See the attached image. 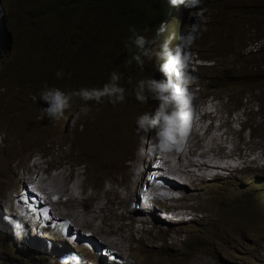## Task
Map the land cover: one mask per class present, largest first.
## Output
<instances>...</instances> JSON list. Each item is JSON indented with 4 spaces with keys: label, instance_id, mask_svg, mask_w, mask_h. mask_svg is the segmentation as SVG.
Segmentation results:
<instances>
[{
    "label": "rangeland",
    "instance_id": "obj_1",
    "mask_svg": "<svg viewBox=\"0 0 264 264\" xmlns=\"http://www.w3.org/2000/svg\"><path fill=\"white\" fill-rule=\"evenodd\" d=\"M50 1L43 0L41 13L45 14L44 7ZM24 2L30 11L39 7L37 0H0V34L8 41L10 58L0 69V197L16 193L30 221L24 223V236L18 239L12 223L4 221L9 214L0 202V264H59L60 258L72 253L81 257V264H89L84 258L88 252L78 244L88 243L93 247L97 236L104 237L105 233L90 227L70 226L76 234L73 240L65 245L59 239H47L54 250L47 249L45 244L37 242L35 231L40 227L49 230L45 226L48 222L35 192L31 189L29 192L23 177L32 173V161L39 159L45 167H55L53 170L61 166H66L69 173L74 169H86L88 182L100 192H110L116 185L127 187V183L132 182L129 160L137 155L136 149L144 139L136 132V117L152 111L156 101L141 104L129 93L122 104L113 106L108 98H103L90 103L87 109H78L82 101L77 98L60 121L37 119L41 108L47 104L42 100L34 102L31 95L41 91L45 83L68 90L80 89L99 80L86 81L80 70L72 68L63 70L64 78L58 79L56 72L61 69H47L55 67L52 55L48 56L33 34L21 29L19 37L15 38L7 21L9 18L11 24L14 19L11 13H16L18 23H22L24 17L21 13L18 15V11L23 12ZM236 2L202 0L201 5L192 6L186 20L182 19L180 23L178 16L177 23L171 19L169 28L176 26L173 30H177L181 25L183 33L191 24L198 23L199 26L198 39L190 50L191 57L195 56L191 60V71L198 76V83L192 88L201 91L196 97V132L200 130L198 132L206 142L214 135L227 132L225 136H231L229 139L236 141L237 147H247L251 158L258 157V164L233 173L223 170L216 180L209 176L203 183L190 184L189 190L180 188L181 194L196 192L190 198L182 197L172 203L159 201L167 210L172 208L171 212H177L179 217L187 216L186 220L174 224H164L158 217L169 221L158 213L144 211L139 201L138 209L149 217V222L138 223V230H134L135 222L132 224L131 219H125L127 228L123 242L128 250L123 253L124 263L118 256L117 260H112L110 257L114 255L108 252L104 257L106 264H264V49L261 47L264 45V27L258 19L248 24L237 17ZM45 16L51 28L57 31L59 21ZM68 35L72 36V31ZM177 42L174 39L173 45ZM156 64L155 58H148L141 69L133 62L131 65L138 71L132 74L127 68L122 75V86L131 90L141 78L152 74L157 79L163 78ZM206 110L211 113V118L206 113L203 117ZM206 126L209 127L207 131ZM40 154L45 155L41 158ZM235 156L241 157L240 149L235 150ZM52 162L54 165L49 166ZM47 172L41 175L46 176ZM120 175L124 179L119 178ZM105 181L111 183L107 190ZM179 191H176L177 195ZM12 219L17 217L12 214ZM54 229L61 238L60 229ZM100 254L97 249L91 257L99 261Z\"/></svg>",
    "mask_w": 264,
    "mask_h": 264
},
{
    "label": "clouds",
    "instance_id": "obj_2",
    "mask_svg": "<svg viewBox=\"0 0 264 264\" xmlns=\"http://www.w3.org/2000/svg\"><path fill=\"white\" fill-rule=\"evenodd\" d=\"M201 4L202 0H167V3L166 0H149L145 15L150 27L145 28L142 32L134 25L129 27L131 35L125 42L127 51L121 46L115 50L110 48L97 49L92 42H89L86 46L88 47L86 60L96 65H89L94 68V73L87 76L82 68L71 66L66 67L64 71L68 68L78 69L84 74L86 81L95 79L99 82L80 89L68 90L54 85L49 86L45 83L41 91L31 95L34 102L42 100L47 104L46 107L41 108L37 119L60 121L65 117L67 110L72 107L77 98L82 101L78 109H87L90 103H96L103 98H108L113 106L125 103L128 94L131 93L141 104H146L149 100L156 101L152 105V111H145L136 117V132L138 135L142 134L144 139L139 148L136 149L137 155L132 156L129 160L131 167L140 172L151 164L158 154L162 157L164 153H181L187 144L192 124L195 123L194 118L198 112L196 97L201 93V91H193L192 88L194 84L198 83V76L191 71V60L195 56L191 57L190 54L192 45L198 39L199 26L198 23L191 24L186 31L181 33V25L177 30H173L176 26L172 29L169 28V22L171 19H175L178 23L179 16V22L181 23L182 19H187L192 6ZM7 24L9 26V18ZM174 39L178 41L175 45H173ZM7 51L8 41L3 34H0V69H3L10 61ZM98 53L111 56L119 67L107 69L108 64L106 62L99 66ZM148 58H155L157 68L163 74V78L157 79L152 74L149 77L141 78L133 89L127 90L122 86L124 71L129 68L128 71L135 74L138 69L131 64L135 62L143 69L145 59ZM205 62H208V60H205ZM210 64L213 63L210 62ZM64 75L63 70L56 72L58 79H63ZM141 149L143 150L141 156L143 160H136L141 155ZM161 163H165L163 159H161ZM168 163L172 167L176 166V160L172 156L169 157ZM131 175L133 177L132 173ZM176 176V180L185 185L184 179L178 175ZM119 178L124 179L121 175ZM23 179L33 192H39L45 198L58 194L57 185L50 177L41 178L33 172L26 174ZM110 187L111 183L105 181V189L107 190ZM157 198L158 194L155 192L142 194L140 202L145 208L143 210L150 214L158 213L169 222L161 220L160 217L158 219L169 225L187 218L184 215L179 217L176 213L167 210ZM0 202H2L5 212L9 214L5 216L4 221L7 222L8 220L12 223L16 237L22 239L24 236V223L30 221L23 210L22 201L17 198L16 193H8L5 197H0ZM12 214L17 219L13 220ZM0 225L2 226V224ZM37 236L44 242H47V239H59L57 232L52 231L50 228L48 230L40 227L39 231H35V237ZM97 249L101 253L100 256L106 257V254L108 256L109 253H104L101 247ZM111 254L116 257L115 254ZM91 256L89 254L84 257L89 264L92 262L100 264L98 259ZM115 259L117 260V257ZM59 264H81V257L76 253H72L60 258Z\"/></svg>",
    "mask_w": 264,
    "mask_h": 264
},
{
    "label": "bare ground",
    "instance_id": "obj_3",
    "mask_svg": "<svg viewBox=\"0 0 264 264\" xmlns=\"http://www.w3.org/2000/svg\"><path fill=\"white\" fill-rule=\"evenodd\" d=\"M210 106L211 105L209 104L208 108ZM205 113L207 114V117L211 118V113L209 110L204 112L203 117H205ZM195 123L192 124V129L187 144L181 153H164L162 157L160 154H155L157 156L155 157L154 161L146 166L142 171L138 172L131 168L130 171L133 174V177L130 185L127 183L128 186L125 188L120 186L117 187L116 185V187H112L110 192H100L94 185L89 183L88 178L85 175L86 169L81 171L82 169H74L75 167L73 166L74 170L69 173V170L66 168V166H61L57 170H53L55 167H45L41 162L38 161L39 159L32 161L31 165L33 166L30 167L32 173L34 172L38 174L41 178H52L58 188V194L55 196H49L48 198H45L44 195L39 192H35L37 203L44 211L45 220L48 222L45 223V226L50 228L52 231L55 230L54 227H58L62 232L61 238L58 235L59 240L64 241V243L67 245L70 240H73V235H76L75 232L70 229V226L81 229L84 227H90L98 232H103L105 233V236H97L96 240L94 241L95 245L93 248H89L88 243L82 246L78 244L79 247L84 248L88 254L93 256L95 255L96 249L101 247L104 253H113L118 256V259L121 260V263H124L122 260L123 253L128 250V247H126L123 242V240L126 238L124 233L127 228L125 219H131L132 224L135 222L133 225L134 230H138L136 226L138 223L146 224L149 222V217L144 215V213L138 209V202L141 200L142 194L147 192H155L158 194L157 199L164 202L176 201L178 199H182V197L190 198L191 196L195 195L196 192L193 193L187 191L181 194L179 191L181 190L180 188L189 190L188 186H190V184L194 185L195 181H197V183H203L210 177L215 180L218 179L220 174L223 173V170L233 173L237 170L252 168V164H258V157L251 158L249 156L250 149H247V147L239 145L237 147L236 141L234 142L233 140L229 139L231 136H225L227 132L224 134L220 133L218 136L214 135L213 137H210L209 142H206L207 140H204V138H202V134L198 132L200 130H197L196 132ZM227 124L232 126L231 122L228 123L227 121ZM208 128L209 127L206 126V129H204L207 131ZM216 130L217 129H215V131ZM204 134L205 133H203V136ZM228 142L230 144H234V146L230 147L232 145L229 144V146ZM237 148L240 149L241 157L235 156V150ZM142 151L143 150L141 149V155H139L136 160H143V157H141ZM44 155L45 154H40L41 158H43ZM170 156L174 157L176 160L175 167L170 166L168 163ZM161 159H163L165 162L164 164L161 163ZM50 165L52 166L54 163L52 162L49 164V166ZM47 171H49V173ZM46 172L48 173L46 176L41 175V173H44L45 175ZM174 175H178L183 178L185 185H180V183L176 180L177 178H175L176 176L174 177ZM207 177L209 178L207 179ZM190 180H192V183H190ZM132 184L134 186H132ZM205 184L208 183L206 182ZM95 185L97 186V184ZM176 191H179L180 193L177 195ZM29 192H32L30 191V188ZM142 207L143 206H141V208ZM183 214L186 213L184 212ZM131 238H135L133 233ZM37 239V242L45 244L47 246L46 248L54 250V247L48 242H44V240H41L38 237ZM33 242H35L34 239ZM115 258L116 257H111L112 260H116ZM99 262L100 264H106L104 257H101Z\"/></svg>",
    "mask_w": 264,
    "mask_h": 264
},
{
    "label": "trees",
    "instance_id": "obj_4",
    "mask_svg": "<svg viewBox=\"0 0 264 264\" xmlns=\"http://www.w3.org/2000/svg\"><path fill=\"white\" fill-rule=\"evenodd\" d=\"M148 1L51 0L50 4L44 7L45 14L41 13L40 7L43 0H37L39 7L32 8L31 11L24 2L23 12L17 10L18 15L21 13L24 17L21 18L22 23H18L16 13H11L14 19L11 24L9 23V28L14 32L16 39L21 29L28 30L34 35V39L48 56L52 55V64L55 67L47 69L65 70L68 66L80 67L87 76H90L94 73V68L89 65H96L86 60L88 52L86 46L89 42L97 49L115 50L120 46L125 48V42L131 35L130 26L134 25L141 32L150 27L145 15ZM234 9L235 15L246 20L248 24L258 19L264 27V0H237ZM45 15L59 21L60 28L57 31L51 28ZM70 31L72 36L68 35ZM261 47L264 49V45ZM125 50L127 51L126 48ZM105 62L108 64L107 69L119 67L111 56L98 53L99 66Z\"/></svg>",
    "mask_w": 264,
    "mask_h": 264
}]
</instances>
